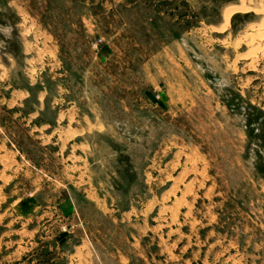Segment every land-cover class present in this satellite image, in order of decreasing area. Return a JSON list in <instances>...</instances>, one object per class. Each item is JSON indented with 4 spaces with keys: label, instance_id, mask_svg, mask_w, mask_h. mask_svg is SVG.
I'll return each instance as SVG.
<instances>
[{
    "label": "rangeland",
    "instance_id": "1",
    "mask_svg": "<svg viewBox=\"0 0 264 264\" xmlns=\"http://www.w3.org/2000/svg\"><path fill=\"white\" fill-rule=\"evenodd\" d=\"M243 1L220 30L242 0H0V241L264 264V0Z\"/></svg>",
    "mask_w": 264,
    "mask_h": 264
},
{
    "label": "crops",
    "instance_id": "2",
    "mask_svg": "<svg viewBox=\"0 0 264 264\" xmlns=\"http://www.w3.org/2000/svg\"><path fill=\"white\" fill-rule=\"evenodd\" d=\"M26 238V241L24 238ZM29 237H31V233L26 229V232L24 235H22L19 239H15V241H7L5 239L0 241V247H2L3 244H5L3 247L8 248L11 247L12 249L8 251V254H10V257L8 261H16L15 264H33V261L30 263L26 261L29 260V257L33 254L31 251V247H29V243H31ZM24 242L25 246L22 245ZM32 245V244H31ZM18 261V262H17ZM12 264V262H11Z\"/></svg>",
    "mask_w": 264,
    "mask_h": 264
},
{
    "label": "bare ground",
    "instance_id": "3",
    "mask_svg": "<svg viewBox=\"0 0 264 264\" xmlns=\"http://www.w3.org/2000/svg\"><path fill=\"white\" fill-rule=\"evenodd\" d=\"M249 4V3H248ZM263 4V3H262ZM264 5V4H263ZM261 5L259 9H256L255 11L263 13L264 12V6ZM248 10H251V7L246 6V4L244 3V1L242 0L241 4H235V3H230V5L226 6L223 10V23H221L220 26V30H224L229 22H230V17L232 14H234L235 12H246ZM264 23L257 25V32L261 33L262 32V26ZM256 25H251L250 27H255ZM262 27V28H261ZM218 28V27H217ZM219 30V28H218ZM264 34V33H263ZM254 36V35H253ZM263 36V35H260ZM255 37V36H254ZM257 38V37H256ZM258 39V38H257ZM240 40V39H239ZM235 43H239L238 41ZM236 45V44H235ZM259 50V49H258ZM256 52V51H255ZM252 53V54H255ZM258 55V54H257ZM253 63L251 62V64H249V66H251Z\"/></svg>",
    "mask_w": 264,
    "mask_h": 264
}]
</instances>
